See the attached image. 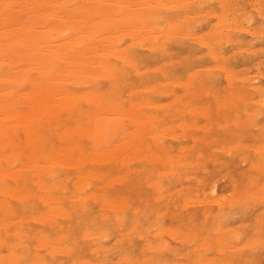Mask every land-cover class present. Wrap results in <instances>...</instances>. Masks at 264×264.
Listing matches in <instances>:
<instances>
[{"label": "bare ground", "instance_id": "obj_1", "mask_svg": "<svg viewBox=\"0 0 264 264\" xmlns=\"http://www.w3.org/2000/svg\"><path fill=\"white\" fill-rule=\"evenodd\" d=\"M201 1L197 0L201 6L206 4L202 6L205 9L204 13L214 16L213 20L215 19V21L210 28H208L210 24L208 25V30L204 28L205 32L202 31V28V33H194V28L192 33L189 23L193 19L199 22L196 19L200 17L196 18L192 15L193 12L198 11L197 9L192 10L191 15L188 13V8L194 7L191 5L194 4L192 0H0V264H46L42 260L43 257L41 258L42 253L48 255L47 257L51 256V258L53 256H66L67 260H72L73 252L78 257L74 259L75 256H73L74 260L71 261V264H126L129 262L156 264L154 263L155 260H161V255L156 254L163 253L169 247L166 245L167 241H162L161 233L166 232L170 237H176L180 236L181 231L170 227V225L164 231L159 219L154 226L152 225L154 229L150 230L151 224L149 226L138 225V215H143L142 217L148 220L151 216L157 219V215L161 216L169 212L166 206L172 199L170 197L172 195L168 196L162 192V186L155 183L154 179L160 176L162 178L166 176L175 178L174 176L188 173L189 170L184 169L189 165L180 161L187 159L188 153L197 150L199 147L197 148L198 145L194 146L192 150L193 146H179L180 148H177L179 153L176 156L180 163L177 165L172 161V152L165 150L166 147L164 146V149L161 146V141L166 135L176 140L188 134L191 136L188 132L195 127L201 133L192 136L191 140L200 143L206 142V134L209 136L210 151L221 148L228 149L229 152L233 149L232 152L236 153L237 156L240 154L238 157L241 162L248 163V169L251 171L252 175H249L253 180L251 187L257 186L258 194L261 192L264 195V144L258 143L255 147L254 142L252 143L253 147H250L251 144H244L238 138V142L233 147L222 148L217 142L218 139L212 135L214 129L221 131L230 128H234L239 136L245 135V132L248 134L251 129L249 128L251 126L247 124L250 122L248 115L246 114L247 117L244 116L240 119L241 113L239 111L230 116L229 111L231 109L229 107H232L234 103L236 108L237 105L243 104L240 106L242 108L249 101H255L256 98L249 100L245 92L247 91L245 85L249 74L243 75L246 72L242 74L244 69H240L241 75H239V67L235 70L233 66H230V62L229 65L226 64L228 63L226 58L225 62L222 58L212 66V61L209 60L211 64L206 63V65L214 66L215 68L212 69L217 73L218 71L223 72V76L228 81L227 86L222 85L226 91H223L225 95H221L217 88L211 90L207 88L211 79L210 81L205 79L207 86L203 82L208 74L209 78L213 73L215 75V72L211 71L212 74L208 72L205 76L202 68L193 70L196 66L192 65L191 70L190 63L188 68L190 71L186 72L182 78L179 74L175 78L177 72L173 73L175 75L173 77L169 75L168 70H165L167 65L169 68V65L172 64L173 66L175 63L171 60L173 55L164 66L160 65L152 69L153 66L150 65L149 68L152 70L147 67L148 72L144 70V63L141 68L140 60L136 56V47L144 46L145 49L148 48L147 53L149 49H153L158 55L161 54L166 59L170 54H177V57H173L174 60L183 61L182 58H188L189 54L187 56L184 53L186 54L184 58L182 57L183 53L178 54L176 51L178 50L177 46L183 43L184 37L188 36L193 38L191 39L192 42L195 41L201 45L198 48L207 49L205 52L202 48L203 53H212L211 55L214 53L213 60L219 59V56L227 55L223 54L222 51L223 42L233 39L236 30L242 29L241 18L238 19L237 13L231 8L225 7V4L231 0ZM211 1L218 2L221 9L219 11L214 10L215 6L210 5ZM256 2H259V4L256 3L259 7H256V4L252 7L263 9L264 0L263 2L259 0ZM241 3L237 4L240 6ZM251 3L250 7L247 6L250 8L249 10L252 8ZM8 5L10 7H6ZM229 6L232 7V5ZM233 6L234 9L237 5L233 4ZM247 7L246 10H248ZM204 9L202 8L203 11ZM261 14L264 15V13ZM239 17L241 16L239 15ZM200 18L204 20L202 17ZM245 18L247 20V17ZM248 19L247 23L255 18L248 17ZM204 26L206 27V25ZM193 27L194 25L191 28ZM259 30L260 33L264 32ZM250 32L252 31L250 30ZM255 36L257 35L255 34ZM235 37L234 39H236ZM241 37L237 36V39L240 40ZM248 38L246 41L250 42L251 37ZM184 42L187 41L184 40ZM190 44L188 43L186 46ZM236 45L240 46V43ZM246 45L243 44L242 47H246ZM253 46L252 49L248 48L253 50ZM192 47L194 49L197 46ZM262 47L264 48V45ZM232 48L234 49V47ZM186 49H183V52ZM250 49L244 51H251ZM157 53L155 54L157 55ZM197 54L201 55L202 51L195 53V55ZM139 55L141 56V54ZM156 55L154 58L157 57ZM251 55L253 56V54ZM194 60L196 61V59ZM194 60L193 64L196 63ZM234 63L236 66L237 62ZM203 64L204 68L205 63ZM245 64L243 63L242 67ZM256 64L259 67L258 62ZM250 65H253V72L259 69L257 67L254 69L252 63ZM209 66L206 67L208 71L211 69ZM197 67H199V63ZM171 68L170 66V74H172ZM157 70L163 77L160 79L161 81L148 79L142 83L143 76H151ZM206 71L204 70V72ZM134 79L138 83L134 82ZM100 80H109L110 87L102 88L99 86ZM251 80L257 81L255 77L251 78L250 82ZM197 83L198 85L203 84L201 92L195 88ZM88 84H92V87H89ZM260 85L259 87H261ZM259 87L258 84L255 86L256 91ZM153 91L155 93L162 91L161 95H164L163 93L167 95L170 92L172 99L170 98L168 103L153 101L148 97V94ZM201 95L207 98L204 103H199L197 99ZM209 97L212 100H209ZM260 98L263 99L264 97L261 96ZM256 101L258 100L256 99ZM188 104L193 106L192 111H190L191 114H196L197 119L192 118L193 120L190 121L182 119L175 123L172 121V117L168 122L166 114L168 112L164 113V109H167L168 105L180 107V109H176L178 118H180L182 108L187 107ZM261 104L264 103L261 102ZM257 106L259 105L257 104ZM245 110H243L244 113ZM258 112L255 113L256 117ZM256 117L253 119L254 121ZM199 119H202L201 124H196ZM157 123L163 125H161V130L158 129ZM233 130L229 131L231 135H234ZM224 137L226 136L224 135ZM224 137L222 138L225 139ZM251 149L252 154H249L248 151ZM244 151L248 153L243 155L242 152ZM207 159L209 160V158ZM200 160L202 161V159ZM133 163H139V169H132ZM199 168L202 169L203 165L202 168ZM257 169L263 171L258 176L253 174L254 170L258 173ZM148 171L150 172L147 173ZM145 173H147L146 177L144 176ZM184 179L189 180V182L192 181L188 177H184ZM179 181L181 180L179 179ZM197 182H202V188L200 185L191 184L187 187L190 191L188 192L189 195L185 196V192L181 194L183 199L178 206L180 208L178 216L186 224H192V220H196L200 214H205L209 203H214L217 206L227 203L228 196L219 191L214 182L208 183L203 179H199ZM87 188H91L90 193L86 190ZM141 188L150 190L146 194L145 192L140 194L138 190ZM201 189L202 191L199 192ZM248 190L245 192L258 196L257 193L254 194ZM150 193L154 194L150 195ZM91 199L94 204L96 203L94 211L87 210V203ZM140 199H143L142 202L145 200L147 204L155 203V201L157 204L162 203L161 208L155 210L148 208L149 213L146 210L141 212L138 209L139 204H141ZM173 199L174 201L177 200L176 198ZM261 199L264 202V196ZM18 208L21 210L17 212ZM221 209L219 208V210ZM27 211H29L28 214ZM43 212L47 214L46 217L42 215ZM260 212L264 215V211ZM127 214H129V218L126 217ZM17 216L20 217L17 219ZM25 216L28 220L40 221L44 226L46 224V229L54 230L57 227L54 230L55 238H47V232L39 233L37 231L33 234L34 237L28 239L36 245L30 261L27 260L26 254L21 255L19 252L22 245L16 242L12 243L13 239L17 242L23 239L21 238L23 234L18 232L22 226H16ZM172 216L173 218L177 217L175 214ZM49 217H53L54 220ZM130 218L135 220L134 223ZM56 219H62L66 222L63 231L55 224ZM82 220H87L89 223L92 221V224L93 221L96 224L100 222L101 229L95 232L88 231L89 228L87 230ZM127 223L129 225H125ZM13 227L17 232L15 231V234L9 237L7 231ZM213 231L214 233L217 231L221 233L220 236L210 238L211 236H206V234L204 237H196L194 233L185 235L187 241L190 238L193 239L192 241L190 239L191 243L196 241V246L191 244L193 247L190 246L191 249L188 247L191 256L195 250L203 246L206 249L214 247L215 257L201 256L197 261L202 264H248L250 262L242 256L241 250L245 247L252 248L264 245L262 240L254 239L252 233H246L245 243L240 242V244L231 245L229 241H237L241 234L236 236L231 234L229 230L222 228H215ZM254 231L253 233L256 234ZM136 239L142 242V245L137 249L139 253L143 252L144 257L141 259L138 260L139 257L133 258V254L123 253L114 261L106 260L108 263L99 261V258L96 260L98 254L104 255L108 252L124 250L131 245L134 247ZM97 241H101V245L96 244ZM137 254L136 256H138ZM87 256L89 258L95 257L87 260ZM165 260L164 264H169V262L165 263Z\"/></svg>", "mask_w": 264, "mask_h": 264}, {"label": "rangeland", "instance_id": "obj_2", "mask_svg": "<svg viewBox=\"0 0 264 264\" xmlns=\"http://www.w3.org/2000/svg\"><path fill=\"white\" fill-rule=\"evenodd\" d=\"M191 1V0H190ZM198 1H200V2H202L201 0H198ZM230 1V0H229ZM228 1V2H229ZM237 1V2H236ZM250 1V2H249ZM246 0V1H243V0H234V2H233V0H231V2H229L227 5L225 4V7L227 6V8H231L233 11H235L236 13H237V15H236V17H238V19H240V24H243L242 25V29H240V30H236L237 32H235L234 33V37L236 38V39H234V37H233V39H231V40H228V41H226L225 43L223 42V54H227V55H225V56H222V57H220L219 55V59H214L213 60V55H214V53H213V55H211L210 53L209 54H207V53H203V50H201L202 48H204V47H202L201 49L200 48H198V47H200L201 45L200 44H198V43H196L195 41V44H194V42H192L193 40H191V39H193L192 37H190V36H188V37H184V39L182 40L183 41V43H185L184 45L186 46L188 43H191L190 45H188V46H184L183 45V43L181 44V45H178L177 46V48H178V50L176 51L178 54L179 53H183V56L182 55H179V56H182V57H184L185 58V56H186V54H187V56H188V54H189V56H188V58H186L187 60H190V61H187L186 59H183L182 58V60L184 61H178V60H174V58L175 57H177V54H170L169 55V57L166 59V58H164V57H162V55L160 54V55H158V53L155 51V50H153V49H149V52L147 53V51H148V48L147 49H145L146 47H142V46H137L136 48V56H137V59L138 60H140V66L141 65H143V63L145 64V66L143 65V67H145L144 68V70L146 71V72H148L149 70H152V69H155V68H157V67H159L160 65H163L164 66V64H166V63H168L169 61H170V59H171V55H173L172 56V59L171 60H173V61H175V63L173 64V66H172V64L171 65H169V68L166 66V69L165 70H168V72H169V75H171V76H175V78L178 76L177 74H179L180 75V78H182L183 76H185V74H186V72H188V71H190V69H188L189 68V64L191 63V65H190V67L192 66V65H194V66H196L193 70H195V69H201L202 68V71H203V74L206 76L207 74H208V72L210 73V74H212V72H215L214 71V69H212V68H215L214 66L213 67H210L209 65L211 64V62L210 61H212V64H211V66L214 64V63H217L216 61H220V59H224V62H225V58L227 59V60H229V61H227L226 60V62H228V63H226V64H230L231 63V65L230 66H233V68L235 69V70H237L238 68L237 67H239V69H238V72H239V75H241L240 74V72L241 71H239L240 69L242 70V69H244V70H242V74H243V72H246V73H244L243 75H247V73L249 74L248 75V80H247V82H246V85H245V89L247 90V91H245L246 92V94L248 95V97H249V100H253V99H257L258 101H256V99H255V101H256V103L254 104V102L255 101H252V102H250L249 101V103L248 104H246V105H244L242 108H240V106H242L243 104H239V105H237V108L236 107H234L235 105H234V103H233V106L232 107H229V109H231L230 111H229V113H230V116H232L233 114H236V113H238L239 111H240V113H241V118L240 119H242V117H247L246 116V114L248 115V119L250 120V124L247 122V124L249 125V126H251V127H249V128H251L249 131H248V134H246L247 132H245V135L244 134H242V136H243V138H241L242 136H239L236 132V130L234 129V128H230L229 130H221V131H218V129H214L213 131H212V135L213 136H215L216 137V139H218V143H220L219 145H220V147H222V148H226L227 146V148H229V147H233V145H235L238 141V138H239V141H243L242 143H244V144H251L250 145V147L252 146V143H254L253 145H255V147L257 146V144L259 143H261V144H264V127L262 128V126H264V125H262V124H264V104L262 105H260V103L261 102H263L264 103V101H263V99L262 98H260L261 96L262 97H264L263 95V93H264V88L262 89L261 87H264L263 85H264V60H262V59H264V54H262V53H264V52H262L261 50H263L264 51V48L262 47V45H264V43H262L263 41H264V32L263 33H260L261 31L259 30V29H261V30H263L264 31V28H263V26H264V15H262L261 13H264L263 11H264V6H263V9L262 8H256L257 6L259 7V5H257V4H259V2H256L257 0ZM260 2L262 1L263 2V0H259ZM192 2H194V4H191L192 6L194 5V7L193 8H188L189 9V11H188V13L190 14V12H191V14H192V10H195V9H197L196 11L198 12V14H197V12L195 13V12H193V14L192 15H194L196 18H198V16H200V17H202V19H204V20H201V18L198 20V19H196L197 21H199V22H196L194 19H193V21H192V24H190L191 23V21H190V23H189V26H193L194 25V27L193 28H191L190 27V29L192 30V33H193V29L195 30L194 31V33L195 32H199V33H202V31H204L205 29L206 30H208L207 29V27H208V25H209V27L208 28H210V26H211V24L215 21V19L213 20V18H214V16L212 17V15H209V13L207 14V13H204L205 12V9H204V7H202V6H205L206 4H204V5H202L201 6V3H199V2H197V0H192ZM213 2V3H212ZM239 2H242L241 4H240V6L237 4V3H239ZM245 2H248V3H245ZM253 4H252V3ZM195 3H197V4H195ZM215 3V4H214ZM244 3V4H243ZM250 3H251V7L254 5L255 6V4H256V7L255 8H251V10H249L250 8ZM264 3V2H263ZM233 4H236L237 6H236V8H234L233 9V7L235 6H233ZM198 5V7L196 8V6ZM210 5H213V6H215V9L214 10H218L219 11V9H221L220 7H219V3L218 2H216V1H211V3H210ZM229 5H232V7L231 6H229ZM242 5H243V7H242ZM249 5V7H247ZM200 6V7H199ZM241 7V8H240ZM245 7V9H243ZM246 7L248 8V10H246ZM200 8V9H199ZM202 8L204 9V11L202 10ZM240 9V10H239ZM258 9V10H257ZM261 9V10H260ZM237 10H239L238 12H237ZM200 11H202V12H200ZM252 12V13H250V12ZM239 12H240V14H239ZM243 12H248L247 14H245V13H243ZM257 13H258V15H257ZM259 13H260V15H259ZM190 14V15H191ZM245 14V15H244ZM202 15V16H201ZM208 15V16H207ZM239 15L241 16V17H239ZM242 15H243V17H242ZM260 18H259V17ZM206 17V18H205ZM209 17V18H208ZM245 17H247V20H249V19H251V18H249L248 19V17H252V19L253 18H255V19H253V20H250V22L249 23H247L248 21L247 20H245L246 18ZM256 17H257V19H256ZM245 18V19H244ZM259 18V19H258ZM208 21H207V20ZM242 19H244V20H242ZM246 21V22H245ZM255 21V22H254ZM194 22H196V23H194ZM206 22V23H205ZM208 22V23H207ZM253 22V23H252ZM194 23V24H193ZM197 23H199V24H201V25H199V24H197ZM205 23V24H204ZM256 23H257V27H256ZM262 23V24H261ZM245 24V25H244ZM249 24H250V26H249ZM252 24H254V25H252ZM259 24V25H258ZM195 25H198V26H195ZM204 25H206V27L204 26ZM261 25H263V26H261ZM204 26V27H203ZM253 26V27H252ZM260 26V27H259ZM201 27V28H200ZM245 27V28H244ZM246 27H247V29H246ZM252 27V29H250ZM256 27V28H255ZM198 28H200V29H198ZM202 28H203V30H202ZM205 28V29H204ZM243 28H244V31H243ZM189 29V30H190ZM257 29V30H256ZM190 30V31H191ZM197 30H200V31H197ZM202 30V31H201ZM205 30V31H206ZM247 30H249V32H247ZM250 30L252 31V32H250ZM204 31V32H205ZM256 31V32H255ZM257 32H259V33H257ZM241 33V34H240ZM254 33V34H253ZM240 34V35H239ZM249 34H251V35H249ZM255 34L257 35V36H255ZM243 35V36H242ZM249 35V36H248ZM237 36L239 37H241V39L239 40V38L237 39ZM250 38L251 37V40L253 41H251L250 40V42L248 41H246V39L247 38ZM252 37H253V39H252ZM188 38V40H186ZM189 38H190V41H189ZM243 38V39H242ZM248 38V39H249ZM184 40L185 41H187V42H184ZM256 42V44H255V42ZM241 42H243V43H241ZM231 43V44H230ZM238 43H240V46L239 45H236V44H238ZM192 44H194V45H192ZM233 44V45H232ZM243 44L244 45H246V47H242L243 46ZM250 44V45H249ZM183 45V46H182ZM200 45V46H199ZM254 45V46H253ZM258 45H260L261 47L259 48V46ZM192 46H197V47H195L194 49H192L193 47ZM228 46V47H227ZM235 46H236V48H235ZM252 46L254 47V49L253 50H251L252 49ZM257 46H258V48H257ZM185 47V48H184ZM191 48L190 50L188 49V48ZM225 47V48H224ZM230 47V48H229ZM232 47H234V49L232 48ZM248 47H250V48H248ZM187 48V49H186ZM197 48V49H196ZM229 50H228V49ZM231 48H232V52H231ZM251 50V51H244V50ZM172 49V48H171ZM183 49H186V50H184V52H183ZM197 51H196V50ZM199 49H200V51H202V54L201 55H199V54H197V55H195V53H198V52H200L199 51ZM227 50V51H229L228 53H226L227 51H225V50ZM182 50V51H181ZM188 50V51H187ZM195 53H194V52ZM204 51L206 52L207 51V49L206 48H204ZM224 51H225V53H224ZM253 51H254V53H253ZM153 52V53H152ZM189 52H191V53H189ZM245 52H246V54H245ZM257 52H258V55H257ZM144 53V54H143ZM147 53V54H146ZM155 53H157V55L155 54ZM184 53H186V54H184ZM244 53V54H243ZM139 54H141V56L139 55ZM154 54V55H153ZM222 54V55H223ZM248 54H249V56H248ZM251 54H253V56L251 55ZM262 54V55H261ZM155 55L157 56L156 58H154L155 57ZM199 55V56H198ZM205 55V56H204ZM231 55V56H230ZM236 55V56H235ZM251 55V56H250ZM139 56V57H138ZM153 56V57H152ZM192 56V57H191ZM212 56V58H210ZM228 56V57H227ZM235 56V57H234ZM254 56H256V57H254ZM257 56H259V57H257ZM260 56H261V58H260ZM159 57V58H158ZM161 57V58H160ZM174 57V58H173ZM208 57V58H207ZM233 57V60H231V58ZM243 58V60H242V58ZM155 60H154V59ZM191 58V59H190ZM238 58V59H237ZM156 59H158V60H156ZM194 59H196V61L194 60ZM200 59V60H199ZM205 59H207L206 60V62H204V60ZM237 60V61H235V60ZM193 60L196 62V63H194L193 64ZM243 62H242V61ZM252 62H251V61ZM186 61V62H185ZM198 61V62H197ZM202 61V62H201ZM215 61V62H214ZM231 61H233V62H231ZM248 61V62H247ZM252 64H254V69L257 67V68H259V69H257V70H255L254 72H253V65H250L251 63ZM255 61H257L258 62V64H259V67H258V65L256 64L257 62H255ZM146 62V63H145ZM177 62V63H176ZM182 62V64H180ZM230 62V63H229ZM234 62H237L236 63V66H235V63ZM247 62V63H246ZM259 62H261V63H259ZM157 63H159V65H157ZM179 63V64H178ZM183 63H185V64H183ZM198 63H199V67H197L198 66ZM201 63V64H200ZM203 63H205V67L203 68ZM206 63H208L207 65H206ZM232 63H234V64H232ZM243 63L246 65V67H242V65H243ZM263 63V64H262ZM196 64V65H195ZM260 64H261V66H260ZM146 65H149V66H146ZM150 65H152L153 67H151ZM174 65H175V67H174ZM182 65V66H181ZM186 65V66H185ZM200 65H202V66H200ZM249 65V66H248ZM256 65V66H255ZM157 66V67H156ZM170 66L172 67L171 69L173 70H171V72H172V74H170ZM179 66V67H178ZM188 66V67H187ZM193 66V67H194ZM210 67L211 69H209V71H208V69H206V67ZM235 66V67H234ZM240 66H241V68H240ZM248 66V67H247ZM149 67H151L152 69H150L149 68V70H148V68ZM141 68H142V66H141ZM186 68V69H185ZM252 69V70H249V69ZM261 68H262V70H261ZM207 70L206 72H204V70ZM245 69H247V70H245ZM143 70V69H142ZM184 70H185V72H184ZM191 70H192V67H191ZM212 71V72H211ZM261 71V72H260ZM168 72H167V74H168ZM176 74H175V73ZM250 72V73H249ZM258 72V73H257ZM155 73V74H154ZM153 74H151V76H147V77H145V76H143L144 77V79H143V81H142V83H144V82H146V80H150V79H152V80H154V81H157L158 79V81H161L160 79H163V77H162V75L160 74V72H158V70L156 71V72H154ZM175 75H174V74ZM184 73V74H183ZM216 74L214 75V73L212 74V75H210V77L208 78V75L204 78V80H203V82H204V85L205 86H207L208 84H209V86L207 87L209 90H211V89H215V88H217L218 89V91H220V93H221V95H225L224 94V92L226 91V88H224L225 86H227L228 85V81H226V77L225 76H223V72H221V71H218V73L217 72H215ZM252 73H253V75H252ZM262 73V74H261ZM183 74V75H182ZM259 74V75H258ZM156 75V76H155ZM257 75V76H256ZM217 76H218V78H217ZM157 77V78H156ZM220 77V78H219ZM256 78L257 79V81H252L251 80V82H250V79L252 78ZM214 78H215V81H214ZM217 78V79H216ZM250 78V79H249ZM259 78V79H258ZM205 79H206V81H210V79H211V81L206 85L205 83H207L206 81H205ZM260 80V81H259ZM136 81V83H138L137 82V80L136 79H134V82ZM157 81V82H158ZM216 81H218V82H216ZM254 82V83H253ZM261 82V83H260ZM99 84V86H101L102 88H109L110 87V81L109 80H100L99 82H98ZM136 83H135V85H136ZM141 83V84H142ZM155 83V82H154ZM212 83V84H211ZM226 83V84H225ZM255 83H257L258 84V87H259V85L260 84H263L261 87H259V89L256 91V88H255V86L257 85V84H255ZM89 85V84H88ZM92 84H90L89 85V87H92L91 86ZM111 85H112V83H111ZM199 85H200V87H199ZM198 85V83L196 84V86L197 87H195L199 92H201L202 90L201 89H203V84L202 83H200ZM224 87H223V86ZM249 85H250V88H249ZM251 85H253L254 86V89H253V86H251ZM222 88H221V87ZM246 86H248V87H246ZM137 87V86H136ZM224 88V89H223ZM249 88V89H248ZM244 89V90H245ZM253 90V91H252ZM260 90V91H259ZM263 90V91H262ZM224 91V92H223ZM250 91V92H249ZM256 91V92H255ZM154 92V91H153ZM153 92H150L149 94H148V97L151 99V100H153V101H158V102H164V103H168L171 99H172V95L170 94V92L166 95V93H163L164 95H161L162 94V91L161 92H159V91H157L158 92V94H156L155 92V94L153 93ZM163 92H165L164 90H163ZM241 92V91H240ZM244 91H242L241 93H243ZM244 92V93H245ZM251 93L250 95L248 94V93ZM260 92V93H259ZM160 93V94H159ZM223 93V94H222ZM254 93V94H253ZM257 93L260 95V97H259V95L257 96ZM153 94V95H152ZM154 96V97H153ZM250 96H252V97H250ZM153 97V98H152ZM257 97H259V98H257ZM171 98V99H170ZM169 99V100H168ZM198 101H199V103H204V100H206L207 98H204V97H202V95H201V97L199 96L198 98ZM209 100H212V98L211 97H209L208 98ZM260 100V101H259ZM262 100V101H261ZM178 104V103H177ZM257 104L260 106H257ZM251 105V106H250ZM171 106V107H170ZM256 106V107H255ZM170 107V108H169ZM192 107L193 106H191V105H189L188 104V106L187 107H184V108H182V111L180 112L181 113V115H180V118H178V114H177V108H179L180 109V107H176V106H173V105H168L167 106V109H164L165 111H164V113H166V112H168V113H166L167 114V120H168V122L170 121V118H172V121L173 122H175V123H177V122H180L182 119H184L185 121H190V120H193L192 118H194V119H197L196 118V114L194 113H192L191 114V109H192ZM239 107V108H238ZM246 107V108H245ZM253 108V109H252ZM256 108H257V110H256ZM259 108H260V110H259ZM177 109V110H176ZM246 109V110H245ZM263 109V110H262ZM86 110V109H85ZM188 111V112H184V111ZM191 110V111H190ZM243 110H245V113H244V111ZM249 110V111H248ZM251 110V111H250ZM256 110V111H255ZM246 111H248V112H246ZM258 111H262V112H258ZM171 112V113H170ZM183 112V113H182ZM249 112H250V114H249ZM256 112H258L257 114H258V116L256 117ZM188 113V114H187ZM177 114V115H176ZM251 114H253V115H251ZM255 115V116H254ZM190 117V118H189ZM256 117V119H255V121L253 120L254 118ZM212 119H214V118H212ZM248 120V121H249ZM251 120H252V122H251ZM201 122H202V119H199V120H197L196 121V124L198 123H200L201 124ZM259 123V124H258ZM159 123H157V127H158V129L159 130H161L162 129V127H161V125L162 124H159ZM260 125V126H259ZM163 126V125H162ZM253 126H255L254 128H253ZM259 126V127H258ZM196 128V127H195ZM195 128H192V129H190V131L188 132V133H190L191 134V136H189V134L188 135H186V136H183V137H181L179 140H176L175 138H172L171 136L169 137V136H164L165 138H163V140L161 141L162 142V144H161V146L162 147H166V149H165V147H164V149L165 150H170V153L172 152V161L175 163V164H179L180 162H183V163H185V164H188L189 166L188 167H186L184 170H186L187 169V171L189 170V172L188 173H186L185 175H180V176H174L175 178H173V177H170V176H166V177H157V178H155L154 179V181H155V183H157L159 186H162V188H161V191L162 192H164L166 195H172V196H170L172 199L170 200V202H169V204L166 206V208H168L167 210L169 211L168 213L166 212V214L165 215H161V216H158L157 215V219H155L153 216H151V217H149L148 218V220H147V218H145V217H142V216H140V215H138V225H144V226H149V224H151V226L153 225L154 226V224H156V221H158V219L160 220V225L164 228V231L166 230L165 228H167V226H169L170 225V227H174V228H177L179 231H181L180 232V236L178 235V236H176V237H170L166 232L163 234V233H161V235H160V237L163 239L162 241H164V242H166L167 244V246H169L170 247V249H169V247H168V249L166 250V251H163V253L161 252V253H159V254H156V255H161V260L160 261H158V259L157 260H155L154 261V263H156V264H162V262H163V264H164V260H165V263L166 262H169V264H176L177 262L179 263V264H189V263H193V264H202L201 262H198L197 260H199V258L201 257V256H205V257H209V258H211L212 256H214L215 257V254H216V252H215V250H214V247H212V248H204V246L202 247V248H199L198 250H195V252L193 253V255L191 256V254L188 252V250H190L191 249V247L190 246H192L193 244H194V246H196L195 245V243H196V241H194V243L192 242L191 243V241L193 240L192 238H190L191 239V241H190V239H188L189 241H187L186 239H187V237L185 238V235H188L187 233H194L195 234V236L196 237H198V236H202V237H204L205 236V234H206V236L207 235H209V236H211L210 238H212V237H214V236H220V234L221 233H219L218 231H217V233L215 232L214 233V229L215 228H222V229H224V230H229V232L231 233V234H233V235H236V236H238V234H241V237L237 240V241H234V240H230L229 242H231V245H235V244H240V242L241 243H245L246 242V240H245V238H246V236H247V234L248 233H252L253 234V236H254V239H256V240H262L263 242H264V215H262L261 214V212L260 211H264V202H262L263 200L261 199V197L262 196H264L261 192H259V194H258V188H257V186H255V187H251V185H252V183H251V181L253 182V180L251 179V177L249 176V175H252L251 174V171L248 169L249 167H248V163H246V162H244V161H242L241 162V160H240V158L238 157L240 154H238V156H237V154L236 153H233L232 151H233V149H232V151H229L228 152V149H221V148H218L216 151L215 150H211L210 151V148H211V145H210V142H208L209 140V136L208 135H206L205 134V140H206V142L205 141H203V142H196L195 140L193 141V139L191 140V138H192V136H196V135H199L200 133H201V131L200 130H197V129H195ZM234 129V130H233ZM263 129V130H262ZM231 130H233V132L232 133H234V135H231ZM193 131V132H192ZM230 131V132H229ZM221 132V133H220ZM229 132V133H228ZM216 133H217V135H216ZM263 133V134H262ZM261 134V135H260ZM224 135L226 136V137H224ZM238 135V136H237ZM248 135V136H247ZM187 136H189V137H187ZM247 136V137H246ZM218 137V138H217ZM219 137H221L220 139H219ZM222 137H224L225 139H223ZM183 138V139H182ZM186 138V139H185ZM237 138V139H236ZM185 139V140H184ZM229 139V140H228ZM256 139H258V140H256ZM170 140V141H169ZM183 140V141H182ZM228 140V141H227ZM255 140V141H254ZM205 142V143H204ZM257 142V143H256ZM200 143V144H199ZM203 144H204V146H203ZM171 145V146H170ZM183 145H188V146H193L192 147V150L194 149V146H197V150H193V151H190L189 153H188V158L187 159H181V160H183V161H180V162H178L177 161V156H176V154H178L179 152V150H177V148H180L181 146H183ZM207 145V146H206ZM180 146V147H179ZM172 147V148H171ZM253 147V146H252ZM168 148V149H167ZM213 152V153H212ZM249 152V154H252V149L250 150V151H248ZM247 151H244V152H242V154L243 155H245L246 153H248ZM202 155H201V154ZM208 153H210V154H208ZM197 154V155H196ZM196 155V156H195ZM198 155H201V156H198ZM232 155H234L233 157H232ZM208 156H210V157H208ZM212 156H214V157H212ZM204 157H206V158H204ZM217 158V159H214V158ZM207 158H209V160L207 159ZM247 158H250V157H247ZM264 158V157H263ZM176 159V160H175ZM200 159H202V161L200 160ZM214 159V160H213ZM175 160V161H174ZM204 160V161H203ZM227 160H229V161H227ZM222 161V162H221ZM224 161V162H223ZM227 161V162H226ZM205 162V163H204ZM216 162V163H215ZM229 162V163H228ZM241 162V163H240ZM244 162V163H243ZM250 162V161H249ZM196 163V164H195ZM214 165H213V164ZM223 164V165H221L220 166V164ZM243 163V164H242ZM137 163H133V165H131L132 166V169H139V167H140V164L138 163L137 165H136ZM192 165V167H191V165ZM195 166H194V165ZM199 164H202L203 165V168H202V165H199ZM219 164V165H218ZM162 165V164H161ZM161 165H160V167H161ZM218 165V166H217ZM198 167V169H197V167ZM220 166V167H219ZM199 167H201L202 169H200ZM219 167V168H218ZM239 167H241V168H239ZM216 168V169H215ZM218 168V169H217ZM247 168V169H246ZM206 169V170H205ZM261 169H262V167H261ZM201 170H203V171H201ZM230 170V171H229ZM229 171V172H228ZM256 170H254L253 171V174H257L256 176H258L261 172H263V171H261V170H259L258 171V169H257V172L258 173H256L255 172ZM150 171H148L147 173H149ZM147 173H145L144 174V176L145 175H147ZM205 174V175H204ZM227 174H229V175H227ZM183 176V177H182ZM246 176V177H245ZM249 176V177H248ZM146 177V176H145ZM145 177H143V178H145ZM168 177V178H167ZM179 177V178H178ZM181 177V178H180ZM184 177L186 178V177H188L189 179H190V181L191 182H189V180L188 181H186L185 179H184ZM221 177H222V179H221ZM244 177V178H243ZM143 178H139V179H143ZM236 178V179H235ZM179 179L181 180V181H179ZM199 179H203V181H207L208 183H213L214 182V185H215V187L219 190V191H221V192H223V193H225L228 197H227V203H225V204H222V206H217L216 204H214V203H209L208 205H207V207L206 208H208L207 209V212L205 213V214H200L199 215V217H197L196 218V220L194 219V220H192L191 222H192V224H186V223H184V221H182L181 220V217L180 216H178L179 215V211H180V208L178 207L179 206V204L181 203V201H182V199L183 198H181V194H183L184 192V195L186 196V195H189L188 194V192H190L188 189L189 188H187V187H189V186H191V184L192 185H200L201 186V188H202V182L201 183H196V181L197 180H199ZM215 179H217V180H215ZM243 179V180H242ZM210 180V181H209ZM215 180V181H214ZM236 180V181H235ZM217 181V182H216ZM145 182V181H144ZM187 182H189V183H187ZM216 182V183H215ZM105 185V184H104ZM168 185V186H167ZM167 186V187H166ZM251 188V190H250V188ZM253 186H254V183H253ZM164 187H166V188H164ZM90 189L91 188H87L86 190L90 193L91 191H90ZM175 191H174V190ZM249 189V190H248ZM254 189V190H253ZM258 191H257V190ZM150 189H144V188H141V189H139L138 191H139V193L140 194H142V192H145V194H146V192L147 191H149ZM173 190V191H172ZM245 190H248V192H254V194L255 193H257L258 194V196L257 195H251V194H249V193H246L245 192ZM253 190V191H252ZM172 191V192H171ZM202 191V189L199 191V192H201ZM257 191V192H256ZM167 192V193H166ZM170 192H171V194H170ZM144 194V195H145ZM154 193H150V195H153ZM202 194V193H201ZM252 196H255V197H252ZM137 197V196H136ZM179 197V198H178ZM191 197V196H190ZM259 197V199H257ZM173 198H178L176 201H174V199ZM181 198V199H180ZM254 198V199H253ZM180 199V200H179ZM142 200L143 199H140V201H141V204H139V210L142 212V211H147L148 213H149V209H152V210H155V209H158V208H161V205H162V203L160 204V203H158L157 204V202L155 201V203L153 202V203H146V201L144 200L143 202H142ZM257 200V201H256ZM154 201V200H153ZM179 201V203H177ZM259 201H260V203H259ZM224 205V206H223ZM87 210H89V211H94L95 209H96V203L94 204V202H93V200L91 199V201H89L88 203H87ZM176 206V207H175ZM217 207H219L221 210H219V208H217ZM149 208V209H148ZM165 208V207H164ZM164 208H162V210H165ZM175 209V210H174ZM19 210H21V208H18L16 211L18 212ZM216 210H218L217 212H215ZM192 211V210H191ZM215 212V213H214ZM24 213V212H23ZM27 214L29 213V211H27L26 212ZM26 213H24V214H26ZM176 215L177 217H174L173 218V216L172 215ZM206 214H207V216H206ZM210 214V215H209ZM42 215H44V217H46L47 216V214L45 213V212H43L42 213ZM169 215V216H168ZM205 217H204V216ZM209 215V216H208ZM18 217H20V216H17V219H18ZM126 217H128L129 218V214H127L126 215ZM16 218V217H15ZM50 219H53L54 220V218L53 217H49ZM177 218V219H176ZM206 218V219H205ZM24 219V220H23ZM23 219H21V222L19 223V225L18 226H16V227H21L20 228V230H18V232H20V234L22 235L21 236V238H23L21 241H19V242H17V240H12V243L13 242H16V243H19L20 245H22V248H21V250L19 251V252H21V255H23V254H26V256H27V260L28 261H30V259H31V255H32V253H33V250H34V246H36V245H34L33 244V242L32 241H29L28 239L30 238V237H34V235L33 234H35L37 231L39 232V233H41V232H44L45 231V233L47 232L48 234L46 235V237L47 238H55L56 237V234H55V232H54V230L57 228V227H55V229L54 230H52V229H46V224H45V226L44 225H42V223L40 222V221H34V220H28L27 219V217L25 216ZM131 220H132V222L134 223V219H132V218H130ZM201 219V220H200ZM262 219V220H261ZM27 220V221H26ZM89 220H90V218H89ZM92 220V219H91ZM153 220H155V221H153ZM25 221V222H24ZM204 221V222H203ZM52 222H54V221H52ZM82 222L83 223H85V225H86V228H87V230H88V228H89V230L88 231H90L91 230V232H95V231H99L100 229H101V226L99 225L100 224V222H98V224H96L95 223V221H93V224H92V221L89 223L87 220H82ZM142 222V223H141ZM155 222V223H154ZM32 224V225H31ZM34 224V225H33ZM55 224L58 226V227H60L59 229H63V226L64 225H66V222L64 221V220H60V219H56L55 220ZM93 225H94V228H93ZM125 225H129V223H127V224H125ZM180 225V226H179ZM36 226V227H35ZM153 226H152V228L150 229V230H153L154 228H153ZM177 226V227H176ZM33 227V228H32ZM35 227V228H34ZM74 227V226H73ZM90 227H91V229H90ZM126 227V226H125ZM243 227H245V228H243ZM251 227H253V228H251ZM30 228V229H29ZM79 228H80V226H79ZM64 230V229H63ZM62 230V231H63ZM253 230H255L256 231V234H254L253 233ZM259 230V231H258ZM15 231L17 232V230L15 229V227H13L12 229H10L9 231H7V235H9V237H11V235L13 236L14 234H15ZM35 231V232H34ZM196 231V232H195ZM199 231V232H198ZM213 231V232H212ZM219 231H221V230H219ZM254 231V232H255ZM247 233V234H246ZM32 235V236H31ZM181 235H182V237H181ZM71 236H73V234H71ZM28 237V238H27ZM179 237V238H178ZM193 237V236H192ZM173 238V239H172ZM183 238H185V239H183ZM209 238V239H210ZM15 239H17V238H15ZM175 239V240H174ZM182 241V242H181ZM243 241V242H242ZM245 241V242H244ZM11 242V241H10ZM101 242V241H100ZM100 242H96V244H100ZM136 244L134 245V247L131 245L129 248H126V249H120V250H118V251H116V252H112V253H106V254H104V255H102V254H98V256H97V258H96V260L99 258V261H104V262H106V263H108L106 260H109L110 262L111 261H114L119 255H121V254H123V253H128V254H133L134 256H132L133 258L134 257H139L138 258V260L139 259H141L142 257H144L143 256V252L142 253H139V251H137V249L142 245V242H140V240H138V239H136L135 241H134ZM229 242H227V244H229ZM187 243H189L188 245H186ZM192 244V245H191ZM33 245V246H32ZM101 245V244H100ZM102 245H104L103 243H102ZM203 245V244H202ZM230 245V244H229ZM240 246V245H239ZM82 247V246H81ZM190 249H189V248ZM193 247V246H192ZM212 249V250H211ZM27 250V251H26ZM169 250H172V251H169ZM18 252V253H19ZM169 252V253H168ZM138 253V254H137ZM175 253V254H174ZM187 253V254H186ZM114 254V255H113ZM136 254L138 255V256H136ZM174 254V255H173ZM178 254V255H177ZM185 254V255H184ZM188 254H190L189 255V257H188ZM241 254H242V256L248 261L249 260V262L250 263H248V264H264V245L263 246H261V245H259V246H255V247H252V248H248V247H245V248H243L242 250H241ZM41 255H43V256H41V258H42V260L47 264H71V261H73L74 259H76L78 256L76 255V253L75 252H73L72 253V260H67L66 259V256H59V257H57V256H53L52 258H51V256L50 257H47L48 255H46V254H44V253H42ZM73 256H75V258L73 259ZM151 256V255H150ZM153 256V255H152ZM95 256H93V257H91V258H89V256H87V260H90V259H93ZM164 258V259H163ZM213 258V257H212ZM101 259H104V260H101ZM171 259V260H170ZM162 261V262H161ZM174 261V262H173ZM160 262V263H159ZM170 262H173V263H170ZM146 263V262H145ZM177 263V264H178ZM26 264V263H25ZM126 264H136V263H131V262H129V263H126ZM141 264H143V263H141ZM147 264V263H146ZM168 264V263H167Z\"/></svg>", "mask_w": 264, "mask_h": 264}, {"label": "snow or ice", "instance_id": "obj_3", "mask_svg": "<svg viewBox=\"0 0 264 264\" xmlns=\"http://www.w3.org/2000/svg\"><path fill=\"white\" fill-rule=\"evenodd\" d=\"M6 7H10V5L6 6Z\"/></svg>", "mask_w": 264, "mask_h": 264}]
</instances>
